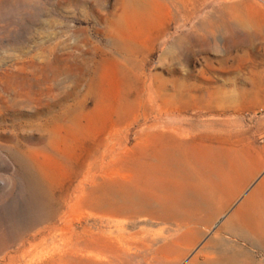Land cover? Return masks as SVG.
Returning a JSON list of instances; mask_svg holds the SVG:
<instances>
[{
  "label": "rangeland",
  "instance_id": "1",
  "mask_svg": "<svg viewBox=\"0 0 264 264\" xmlns=\"http://www.w3.org/2000/svg\"><path fill=\"white\" fill-rule=\"evenodd\" d=\"M134 1L0 0V264H264V0Z\"/></svg>",
  "mask_w": 264,
  "mask_h": 264
},
{
  "label": "bare ground",
  "instance_id": "2",
  "mask_svg": "<svg viewBox=\"0 0 264 264\" xmlns=\"http://www.w3.org/2000/svg\"><path fill=\"white\" fill-rule=\"evenodd\" d=\"M178 1V0H177ZM184 1H189V0H184ZM191 1V0H190ZM169 3H175L174 0H169ZM141 0H135L132 4L133 8L135 10L140 9L141 7ZM246 21V20H245ZM248 21V20H247ZM240 22V21H239ZM249 22V21H248ZM246 23V22H245ZM251 23V21H250ZM249 23V24H250ZM252 25V24H251ZM250 26V25H249ZM252 29H254V34H249L251 37H255V36H259L260 34H263L264 30H261L260 28L255 27L254 25H252ZM245 29V28H244ZM247 29V28H246ZM250 29V28H249ZM214 31V30H212ZM245 34V33H243ZM262 36V35H261ZM250 39V38H247ZM258 39V38H257ZM252 41V39H250ZM215 46V45H213ZM214 49V47H213ZM215 51H217V47L215 48ZM236 189L234 190H228V192H225V196H226V200L225 199H217L216 195H214L213 193H209L207 196L205 197H197L194 201L197 205V208H199L201 211H204L207 213V222H211V220H213V218L217 217L223 207H225L227 205V201H230L231 199H233V197L236 194ZM262 195V194H261ZM123 199H117L116 194L113 191H110L106 194H104V197L102 198V202L106 203L108 206H113L116 207V209L120 210V211H126L129 206H137L138 205H146L148 203V201L146 200V198H144V196L139 197L137 196L136 193H134V191L132 190H124L123 191ZM252 198V197H251ZM255 201V200H254ZM245 202V201H244ZM251 199L249 198V201L246 205H241L240 209L237 211V215L232 217L231 219H229L227 221V223L218 231L219 234H221L222 230H228L231 233L234 234H238L240 236H245V233H243L244 228L243 227H248L249 229H254L257 223L259 226V229H257V231H253L254 234L257 237H261L263 239L264 242V219L263 221H259L254 223V218L253 216H250L251 211H253L251 209V205L249 203H251ZM259 203V201H257ZM253 203V202H252ZM249 204V205H248ZM256 204V203H254ZM264 204V203H263ZM248 205V206H247ZM259 205V204H258ZM253 206V205H252ZM255 207V206H254ZM263 207V206H262ZM130 208V207H129ZM257 209V208H256ZM264 209V208H263ZM251 210V211H250ZM255 210V209H254ZM259 210V209H258ZM258 210L256 211V213L258 212ZM262 211V210H261ZM255 213V214H256ZM254 214V213H253ZM258 214V213H257ZM260 217V215H259ZM199 217H197L198 219ZM206 219V218H205ZM262 219V218H261ZM256 221V220H255ZM194 225V222L192 221V219L186 223V226H191ZM194 227V226H193ZM200 227V226H199ZM190 228V227H189ZM258 228V227H257ZM243 231V232H242ZM191 233V232H190ZM195 232H193L194 234ZM199 232H197L198 234ZM196 234V235H197ZM192 240V237H190ZM253 241V240H252ZM254 242V241H253ZM258 242V241H257ZM257 245V244H256ZM259 245V244H258ZM262 247V246H261ZM208 255V254H207ZM209 256V255H208ZM210 257V256H209ZM197 260V258L195 259V261Z\"/></svg>",
  "mask_w": 264,
  "mask_h": 264
},
{
  "label": "crops",
  "instance_id": "3",
  "mask_svg": "<svg viewBox=\"0 0 264 264\" xmlns=\"http://www.w3.org/2000/svg\"><path fill=\"white\" fill-rule=\"evenodd\" d=\"M236 215H237V213H236L234 216H236ZM234 216H232V217H234ZM223 226H224V225H223ZM223 226H222V227H223ZM222 227H221V228H222ZM219 230H220V229H219ZM224 231H226V230H225V229L222 230V232H224ZM227 231H228V230H227ZM222 232H221V233H222Z\"/></svg>",
  "mask_w": 264,
  "mask_h": 264
}]
</instances>
